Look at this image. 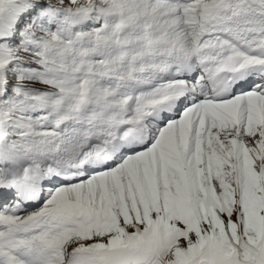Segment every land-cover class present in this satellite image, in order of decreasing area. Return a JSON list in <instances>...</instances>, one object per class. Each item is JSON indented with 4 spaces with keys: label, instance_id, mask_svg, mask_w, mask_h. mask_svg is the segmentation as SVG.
<instances>
[{
    "label": "snow or ice",
    "instance_id": "6c2138e0",
    "mask_svg": "<svg viewBox=\"0 0 264 264\" xmlns=\"http://www.w3.org/2000/svg\"><path fill=\"white\" fill-rule=\"evenodd\" d=\"M0 264H264V0H0Z\"/></svg>",
    "mask_w": 264,
    "mask_h": 264
}]
</instances>
